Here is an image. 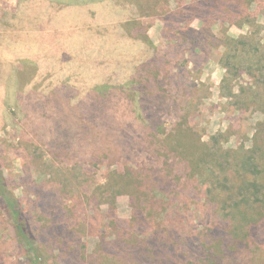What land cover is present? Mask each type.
Returning <instances> with one entry per match:
<instances>
[{"label": "trees", "instance_id": "trees-1", "mask_svg": "<svg viewBox=\"0 0 264 264\" xmlns=\"http://www.w3.org/2000/svg\"><path fill=\"white\" fill-rule=\"evenodd\" d=\"M111 1L127 12L119 14L117 26L88 35L86 39H96L98 45L88 42L93 47L84 44L76 51L77 68L92 83L85 84L79 114L66 122L57 92H51L45 103L56 111L37 110L38 117L50 121L51 126L42 129L48 138L37 127L36 138L19 144L26 152L25 163L39 161L47 177L30 183L25 179L22 195L17 194L19 187L12 189L5 174L7 159L0 146V215L25 264H196L186 259L196 253L201 264H219L232 232L244 230L246 215L259 214L257 207L264 205V156L258 146L232 154L217 136L203 142L191 125L189 108L180 110L177 100L170 106L177 63L150 41L141 19L156 14L159 4L174 3V8L156 14L162 16L164 43L169 50L193 54L204 52L214 26L249 23L245 15L252 0ZM195 22L201 26L195 28ZM107 23L104 18L102 25ZM131 37L139 47L133 60L110 44L111 39L130 44ZM228 40L232 46L238 42ZM229 81L225 77L222 86ZM243 95L229 91L230 98ZM19 114L25 117L23 108ZM168 116L177 121L167 123ZM102 167L109 170L106 182L97 184L88 198L73 196L76 184L84 186ZM121 195L130 198L131 218L114 217L98 226L95 218L102 205L114 210ZM211 199L224 210L231 205L230 218L240 216L246 222L228 228L219 222L204 226L190 218L202 216ZM90 203L97 208L95 214L79 208ZM250 223L248 231L257 227L255 219ZM88 236L97 239L90 251L84 243Z\"/></svg>", "mask_w": 264, "mask_h": 264}, {"label": "rangeland", "instance_id": "rangeland-1", "mask_svg": "<svg viewBox=\"0 0 264 264\" xmlns=\"http://www.w3.org/2000/svg\"><path fill=\"white\" fill-rule=\"evenodd\" d=\"M174 7V3L159 4L154 11L162 14ZM127 10L111 0H0V146L5 148L7 159L5 174L12 189L19 187L17 194L22 195L20 185H26L25 179L30 183L47 177L46 172H41L39 161L25 163L26 152L19 145L24 140L36 138L33 130L37 127L41 135L48 138L42 129L51 126L50 121L38 117L37 110L56 111L45 103V99L47 94L57 92L59 111L66 122L79 114L85 84L90 87L92 83L85 80L82 70L77 68L76 51L84 44L98 45L96 39H86L88 35L102 27L117 26L119 14ZM247 12L245 18L249 23L214 26V37L209 39L207 48L193 54L167 48L162 34V16L150 12L151 15H145L141 21L148 29L150 41L158 48H165L169 59L177 63L174 64L177 71L175 89L169 95L170 106L177 100L175 104L180 110L185 106L189 108L191 125L203 142L210 143L211 137L217 136L220 146L232 154L240 148L252 150L258 146L264 156V0H252ZM96 14L99 16L95 17ZM104 18L108 23L102 25ZM193 26L199 28L201 25L195 22ZM231 38L238 41L233 46L229 44ZM136 40L141 44L139 39ZM129 42L111 39L110 44L133 60L139 55V47L133 43V37ZM224 43L227 46L219 48ZM120 58L118 55L115 60ZM225 77L230 81L223 87ZM230 90L245 95L230 98ZM259 90L261 95L257 93ZM19 108H23L25 117L23 114L17 116ZM164 120L172 124L177 121L169 116ZM21 131L25 133L23 138ZM26 168H29L27 176L24 173ZM109 175V170L102 167L101 171L90 175V181L84 186L76 184L73 196L78 198L80 193L86 198L92 196L94 187L105 183ZM208 196L214 197V194ZM214 199L207 201L206 208L201 207L205 208L202 216L196 214L190 218L199 220L204 226L219 222L228 228L237 221L246 222L240 216L230 218L229 214H234L231 205L224 210ZM130 203L127 195H121L114 210L103 204L101 214L95 218L97 225L101 226L114 217L129 220L132 215ZM79 208L85 213L97 212L93 203ZM256 210L259 214L249 212L246 215L249 222L245 223L244 230L232 232L229 245L225 247L226 255L219 264H264V205ZM251 219L257 221V227L248 231L246 229H251L248 226H252ZM235 240L240 243L235 245ZM96 242V237L84 238L88 251L93 250ZM191 255L186 259L201 264L198 253ZM0 264H25V258L1 215Z\"/></svg>", "mask_w": 264, "mask_h": 264}]
</instances>
